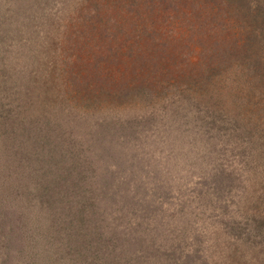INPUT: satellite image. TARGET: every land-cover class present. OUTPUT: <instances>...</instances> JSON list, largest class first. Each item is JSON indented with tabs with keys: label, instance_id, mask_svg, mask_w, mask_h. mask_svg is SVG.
Wrapping results in <instances>:
<instances>
[{
	"label": "trees",
	"instance_id": "1",
	"mask_svg": "<svg viewBox=\"0 0 264 264\" xmlns=\"http://www.w3.org/2000/svg\"><path fill=\"white\" fill-rule=\"evenodd\" d=\"M254 191L264 0H0V264H264Z\"/></svg>",
	"mask_w": 264,
	"mask_h": 264
},
{
	"label": "rangeland",
	"instance_id": "2",
	"mask_svg": "<svg viewBox=\"0 0 264 264\" xmlns=\"http://www.w3.org/2000/svg\"><path fill=\"white\" fill-rule=\"evenodd\" d=\"M258 191H254L253 193H241L238 192L236 195V198L238 199L239 203L243 205V207L246 210H252V212L260 217L262 214H264V201L259 198V194H257ZM243 194H246L245 197L247 200H244ZM241 196V197H240ZM239 197V198H238ZM258 217H252L253 220L248 223L247 218L242 219V224H243V229L240 228H235V231H238L240 233H244L245 238H247L248 241L256 240L257 239V233L260 232L258 226H262V223L259 221L260 218ZM258 219V220H256ZM256 220V221H255ZM253 229H256L255 231ZM262 231H264V228H261ZM237 262L239 263V259H237L235 256H229L228 261L233 264L232 262Z\"/></svg>",
	"mask_w": 264,
	"mask_h": 264
}]
</instances>
